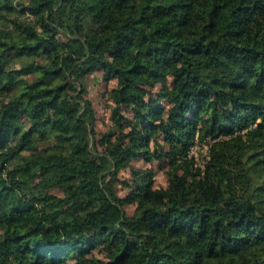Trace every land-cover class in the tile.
<instances>
[{
  "label": "trees",
  "instance_id": "1",
  "mask_svg": "<svg viewBox=\"0 0 264 264\" xmlns=\"http://www.w3.org/2000/svg\"><path fill=\"white\" fill-rule=\"evenodd\" d=\"M82 255L264 264V0H0V264Z\"/></svg>",
  "mask_w": 264,
  "mask_h": 264
},
{
  "label": "rangeland",
  "instance_id": "2",
  "mask_svg": "<svg viewBox=\"0 0 264 264\" xmlns=\"http://www.w3.org/2000/svg\"><path fill=\"white\" fill-rule=\"evenodd\" d=\"M115 84V80H111L109 82H105L102 79V72L100 70H96L90 74H88L84 78V88L86 89V95L89 96L93 101V107L97 116V120L95 122V135L98 136L102 131H104L110 125L109 119V110L107 105L109 103V99L107 98V93L109 89ZM193 152L196 156L205 152V148L200 146H192ZM199 157V156H198ZM201 163V160L199 161ZM134 166L141 167L142 169L151 170L153 175V183L154 186H165L167 184V176L165 173V166L163 163H159L157 161L153 162H143L142 160H136L133 162ZM119 177L122 179L131 178L130 168H126L119 173ZM116 191L120 195H124L128 192V189L123 188L122 186L116 184ZM125 211L127 214H131L134 210L133 205H126ZM106 243L107 237L105 236L104 240L96 245L99 248V253L106 252ZM90 259L85 255L76 257L75 260H71L72 264H90Z\"/></svg>",
  "mask_w": 264,
  "mask_h": 264
},
{
  "label": "built area",
  "instance_id": "3",
  "mask_svg": "<svg viewBox=\"0 0 264 264\" xmlns=\"http://www.w3.org/2000/svg\"><path fill=\"white\" fill-rule=\"evenodd\" d=\"M194 145H196L197 147L198 146H200V147H202V148H205V150L207 149V145L206 144H203L202 146L197 142V140H195V142H194V144L192 145V146H194ZM191 146V148H190V151H189V154H193L194 155V157H196V158H198V156L199 155H195L193 152H191V151H193V147ZM202 153H206V152H202ZM206 155V154H205Z\"/></svg>",
  "mask_w": 264,
  "mask_h": 264
}]
</instances>
